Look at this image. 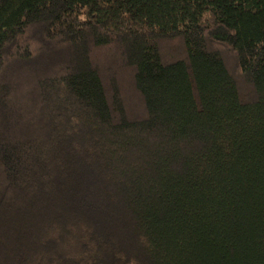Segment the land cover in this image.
Listing matches in <instances>:
<instances>
[{"label":"trees","instance_id":"trees-1","mask_svg":"<svg viewBox=\"0 0 264 264\" xmlns=\"http://www.w3.org/2000/svg\"><path fill=\"white\" fill-rule=\"evenodd\" d=\"M0 264H264V0H0Z\"/></svg>","mask_w":264,"mask_h":264}]
</instances>
